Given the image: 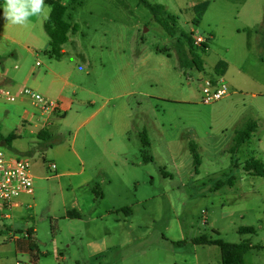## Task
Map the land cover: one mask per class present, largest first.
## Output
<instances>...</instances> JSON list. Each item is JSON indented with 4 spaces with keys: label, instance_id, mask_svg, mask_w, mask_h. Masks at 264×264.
Masks as SVG:
<instances>
[{
    "label": "rangeland",
    "instance_id": "rangeland-1",
    "mask_svg": "<svg viewBox=\"0 0 264 264\" xmlns=\"http://www.w3.org/2000/svg\"><path fill=\"white\" fill-rule=\"evenodd\" d=\"M81 1L68 8L77 29L61 57L48 52L45 0L48 9L28 26L38 40L23 39L19 57L7 63L18 64L22 83L34 67L25 85L44 95L39 84L52 92L70 81L97 93L81 90L75 119H52L50 142L22 125L18 101L0 96V133L18 135L0 147L30 157L34 174L33 194L0 218V264H31L18 242L29 230L37 264H222L220 246L194 241L201 235L248 241L246 264H264V177L243 168L249 157L264 161V0H147L178 17L175 36L140 0ZM203 1L208 7L197 13ZM2 14L0 8V31ZM182 33L209 38L202 74L227 83L228 96L202 101L198 69L181 64L178 40L189 50ZM220 61L223 75L215 72ZM86 98L93 101L80 102ZM251 118L257 131L232 154L236 129ZM230 176L233 185L216 187ZM245 226L255 232H241Z\"/></svg>",
    "mask_w": 264,
    "mask_h": 264
},
{
    "label": "trees",
    "instance_id": "trees-1",
    "mask_svg": "<svg viewBox=\"0 0 264 264\" xmlns=\"http://www.w3.org/2000/svg\"><path fill=\"white\" fill-rule=\"evenodd\" d=\"M143 5H145L154 15L155 19L163 26V28L172 36H175L179 31L176 15L169 14L163 4L151 3L147 0H140ZM46 3L50 5V13L46 21L44 22V27L49 35L48 52L56 57H61L62 46L69 39V32L75 31L77 25L72 22L71 17L67 16V11L69 6L74 3L81 4V0H46ZM209 1H203L194 5V9L197 13H203L208 7ZM198 22V18L195 20ZM185 40L189 44L188 53L182 50V40H178L180 60L183 67L186 69L193 68L194 66L198 70H202L203 58L202 54L206 52L209 44V38L201 45H195L193 37L190 34L182 33ZM227 64L225 61H220L215 66V72L217 75H223L226 71ZM216 81V80H214ZM259 123L256 119H248L239 128L236 129L232 145L229 147V151L235 154L239 151L240 147L251 138L252 134L257 131ZM16 132H10L7 135L0 133V143L11 144L12 141L17 137ZM38 138L42 141L50 142L51 134L48 129H40L37 133ZM142 140V153L147 156V152L150 148V141L147 135L141 136ZM191 150L194 157L195 166L200 163L199 154L197 147L191 145ZM234 164L238 163L233 160ZM244 170L247 174L253 176L264 177V161L256 158L254 156L249 157L245 160L243 165ZM235 178L230 176L226 181L218 179L216 181V187H220L225 183L233 185ZM241 232H255V229L251 226H245L240 228ZM33 231H27L26 241H18L23 248H26L31 255V264H37L39 259V252L37 249V243L32 235ZM196 243H209L216 244L221 248V261L222 264H246L244 261V255L251 249V244L248 241L241 242H227L221 238H209L206 235L198 236L194 239Z\"/></svg>",
    "mask_w": 264,
    "mask_h": 264
},
{
    "label": "built area",
    "instance_id": "built-area-1",
    "mask_svg": "<svg viewBox=\"0 0 264 264\" xmlns=\"http://www.w3.org/2000/svg\"><path fill=\"white\" fill-rule=\"evenodd\" d=\"M193 40L194 44L199 46L206 41V37L193 34ZM200 91L201 99L205 103L217 101L230 94L227 83L210 78L202 80ZM0 96L8 101H29L42 119L41 129H47L50 114L61 110L59 100L49 98L26 85L15 89L4 87L0 90ZM48 166L56 168V163L48 162ZM33 178L30 157L12 154L0 147V218L11 217L12 211L21 207L22 195L33 194Z\"/></svg>",
    "mask_w": 264,
    "mask_h": 264
},
{
    "label": "crops",
    "instance_id": "crops-1",
    "mask_svg": "<svg viewBox=\"0 0 264 264\" xmlns=\"http://www.w3.org/2000/svg\"><path fill=\"white\" fill-rule=\"evenodd\" d=\"M0 1H3V0H0ZM67 16L71 17L68 11H67ZM4 29H5L4 30L5 32L0 31V44H1L0 46V66H1L0 83L9 85L15 89L19 86L25 85L26 81L29 79L30 74L34 71L35 68L32 67L29 70V72L26 74L24 78V82L22 83L16 77L18 75V70H19L18 64H13L11 67H9L7 63H10L11 60L19 57L20 51L18 50L16 45H22L21 41L23 39L27 40L28 38H35V40H38V38L30 31L31 29L29 27H25L23 32H20L19 30H17V28L14 27L13 24H10L7 22L5 23ZM48 44H49V40H48ZM23 48H25V50H27L28 52H33V48H31L28 45H24ZM11 70H12V74H11ZM198 72L200 73V75L198 76L199 77L198 80L201 82V84H202V80L205 78H210L213 81L214 80L217 81L219 79L218 77H215L213 79V77H208L205 74H202L203 69L198 70ZM45 76H47V73L43 75L42 80H45ZM187 78L190 79L191 75L188 74ZM66 85H70V87L62 85L59 89L53 90L52 92L47 87L40 85V84L38 85V86L43 87L46 90L45 95L47 97L59 100L61 103L60 105L61 110L59 112H54L49 115V125L47 127L48 131L50 129L52 119L55 116L65 115V117H67L68 115L73 113V107L76 101V97L80 94L81 90L87 91L88 93L92 95L97 93L93 88L87 87L81 83H77L74 81H70V83L68 84L66 82ZM87 101H90V100L88 98L80 100L81 103H85ZM92 101L93 100H91L90 102ZM17 105L19 106V109H18L19 111L17 112L16 115H18L19 121L22 123L23 126H26V125L32 126L30 130L31 132L35 131V133H38V131L41 129V121H42V119L39 118V115H38L39 113L35 112L34 107L27 100H24V101L19 100L17 102ZM98 110L99 109L95 110L90 115V117L93 116ZM81 113H82L81 107L77 108V110L75 111V113L71 115V117L75 119V117L80 116ZM85 120H83V122ZM33 128H35L36 130Z\"/></svg>",
    "mask_w": 264,
    "mask_h": 264
},
{
    "label": "clouds",
    "instance_id": "clouds-1",
    "mask_svg": "<svg viewBox=\"0 0 264 264\" xmlns=\"http://www.w3.org/2000/svg\"><path fill=\"white\" fill-rule=\"evenodd\" d=\"M2 18L13 25L28 27L30 18L37 17L48 9L45 0H3Z\"/></svg>",
    "mask_w": 264,
    "mask_h": 264
}]
</instances>
